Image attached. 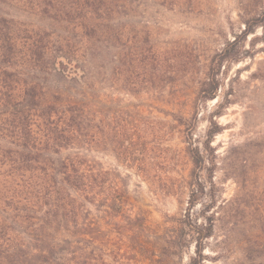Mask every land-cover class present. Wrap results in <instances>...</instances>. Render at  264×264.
<instances>
[{
    "label": "trees",
    "instance_id": "1",
    "mask_svg": "<svg viewBox=\"0 0 264 264\" xmlns=\"http://www.w3.org/2000/svg\"><path fill=\"white\" fill-rule=\"evenodd\" d=\"M141 1L0 0L21 17L0 10V264L118 263L121 254L108 248L110 239L89 218L86 204L110 201V217L132 220L123 214L121 198L104 194L114 186L107 181L110 172L97 169L86 152L100 143L98 98L105 79L114 87L123 77L120 88L129 92L160 90L171 79L168 69L177 66L167 64V52H152L147 38L136 46L133 24L116 20ZM248 1L242 4L243 29L211 58L198 92L202 101L215 98L224 62L253 59L257 45L264 56V0ZM249 78L264 85V58ZM261 92L253 91L252 99ZM138 151L132 161L142 171ZM186 153L192 163L188 208L178 218L165 217L172 225L163 230L160 254L179 256L192 244L186 264H203V242L214 235L216 218L192 219L204 196L205 161L191 145ZM233 154L227 176L237 193L220 209L253 231L243 252L256 264L264 260V207L252 191L253 179L264 174V135Z\"/></svg>",
    "mask_w": 264,
    "mask_h": 264
},
{
    "label": "rangeland",
    "instance_id": "2",
    "mask_svg": "<svg viewBox=\"0 0 264 264\" xmlns=\"http://www.w3.org/2000/svg\"><path fill=\"white\" fill-rule=\"evenodd\" d=\"M247 2L142 0L131 14L116 18L119 24H133L136 46L147 38L152 52H167V64L177 65L168 69L171 79L160 90L129 92L120 88L123 77L118 86L112 87L107 79L101 84L100 143L91 144L86 154L98 163L97 169L110 172L107 181L114 186L104 194L121 198L122 212L132 222L110 217V201L99 207L86 204V208L89 218L108 235V248L121 254L116 264H186L192 255V244L179 256L160 254L163 230L172 225L165 223V217L178 218L188 208L189 145L205 161L200 175L204 196L191 210L192 219L203 223V216L216 218L214 235L203 242V264H249L243 248L253 231L230 222L220 206L237 193L235 180L227 176L234 151L264 135V85L249 78L264 58L257 51L263 45L254 48L253 59L224 62L215 98L198 99L211 58L226 39L243 29L240 16ZM0 10L21 18L15 7L0 4ZM248 42L247 38L245 49ZM143 79H148V73ZM257 89L262 92L253 100ZM139 149L142 171L132 161ZM254 186L252 197L264 207V174L253 179Z\"/></svg>",
    "mask_w": 264,
    "mask_h": 264
}]
</instances>
